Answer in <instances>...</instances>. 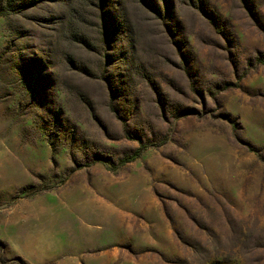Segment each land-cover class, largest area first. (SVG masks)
I'll list each match as a JSON object with an SVG mask.
<instances>
[{
    "label": "rangeland",
    "instance_id": "obj_1",
    "mask_svg": "<svg viewBox=\"0 0 264 264\" xmlns=\"http://www.w3.org/2000/svg\"><path fill=\"white\" fill-rule=\"evenodd\" d=\"M0 264H264V0H0Z\"/></svg>",
    "mask_w": 264,
    "mask_h": 264
},
{
    "label": "trees",
    "instance_id": "obj_2",
    "mask_svg": "<svg viewBox=\"0 0 264 264\" xmlns=\"http://www.w3.org/2000/svg\"><path fill=\"white\" fill-rule=\"evenodd\" d=\"M7 2H11L12 0H6ZM4 14V13H2ZM163 143H159V144H155V145H146V144H141L140 148L137 149L133 155L131 156H128V157H125L123 158L121 161H120V164L121 165H125V164H128V163H131V162H134L136 161L146 150L152 148L153 147H157V146H161ZM100 160V159H99ZM100 162V161H99ZM89 166V165H87Z\"/></svg>",
    "mask_w": 264,
    "mask_h": 264
}]
</instances>
